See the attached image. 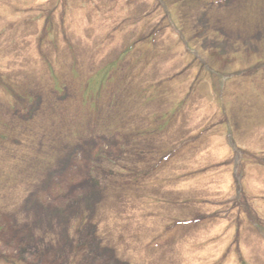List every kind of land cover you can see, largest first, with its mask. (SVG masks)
<instances>
[{
	"label": "rangeland",
	"instance_id": "obj_1",
	"mask_svg": "<svg viewBox=\"0 0 264 264\" xmlns=\"http://www.w3.org/2000/svg\"><path fill=\"white\" fill-rule=\"evenodd\" d=\"M255 223L264 0H0V264H264Z\"/></svg>",
	"mask_w": 264,
	"mask_h": 264
},
{
	"label": "trees",
	"instance_id": "obj_2",
	"mask_svg": "<svg viewBox=\"0 0 264 264\" xmlns=\"http://www.w3.org/2000/svg\"><path fill=\"white\" fill-rule=\"evenodd\" d=\"M203 2H208V3H210L211 2V0H202ZM46 26H48V25H45V28H46ZM50 28H51V30H52V26H49ZM48 32H50V30L48 31ZM52 33V32H51ZM54 44H55V42H53ZM187 45V49H188V51L190 50L191 52H193V53H195L196 54V52H197V50H195V49H192L190 46H189V43H186ZM133 47V46H132ZM132 47H129V48H132ZM112 68H113V66L111 67V70H109L108 72H105L102 76H101V78L98 80H96L95 82H93V83H90L87 87H86V90H85V93L86 92H88V91H91V92H93L94 94H95V98L98 100L99 99V96L101 95V93H102V91H103V89H104V87H106V84L107 83H110L111 82V80H112V76H111V74H110V72L112 71ZM49 70H50V74H53L52 76H53V78H55L56 77V71H55V69L51 66V65H49ZM59 80L57 79V82H58ZM57 86V87H56ZM60 86H62V84H60V83H56V85H54V87L55 88H60ZM15 87V86H14ZM10 90V89H9ZM11 90H13L12 89V87H11ZM59 90V89H58ZM12 92V91H11ZM12 94H13V92H12ZM14 95V94H13ZM17 95V94H16ZM233 147L236 149V150H238L237 149V147H235L234 145H233ZM239 151V150H238ZM239 155H241L240 153H239ZM14 160L15 161H18V159L17 158H14ZM255 226L259 229L258 231L260 232V234H261V237L264 239V228L261 226V225H259L258 223H255Z\"/></svg>",
	"mask_w": 264,
	"mask_h": 264
}]
</instances>
